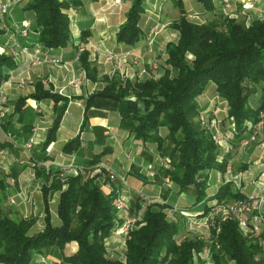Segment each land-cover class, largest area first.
<instances>
[{
    "label": "trees",
    "instance_id": "obj_1",
    "mask_svg": "<svg viewBox=\"0 0 264 264\" xmlns=\"http://www.w3.org/2000/svg\"><path fill=\"white\" fill-rule=\"evenodd\" d=\"M144 1L132 0L125 23L117 34V43L133 48L142 40L139 23ZM195 1L203 6L205 13L216 17L213 0ZM71 6H77L76 0H33L29 4L27 10L34 14L38 43L44 49H64L71 42L66 14ZM218 19L223 20L198 24L181 13L172 25L178 39L166 47L161 65L163 75L159 79L143 82L127 79L123 84L118 76L103 77L104 89L85 102L84 123L91 109L116 112L122 130L143 146L155 148L166 165L159 169L160 175L169 178L179 193L193 188L197 204L205 198L209 174L223 175L227 167V159L220 158L211 134L198 120L206 111L199 106V99L212 87L215 106L212 109L218 108L220 102L226 103V119L232 121L237 140L246 135L248 124H256L264 110V21H253L245 26L222 16ZM79 62L86 78L97 82L98 71L91 66L87 52L80 54ZM14 68L11 58L0 56V85L7 79L4 70ZM257 90L260 101L256 108H251L248 102ZM29 99L53 103L56 117L42 145L45 153L55 142L68 102L43 92L40 84H36L35 94ZM25 102L26 99L19 100L14 112L4 122L0 120V132L21 136L13 127L17 119L24 137L30 135L31 126L25 125L21 116ZM99 134L95 145L100 146L101 151L91 156L88 167L100 164L112 152L103 145L102 130ZM12 146V143L0 142V149L11 150ZM166 147L171 148L170 151H165ZM80 152V136L62 148L66 156H77ZM136 178L146 183L145 178ZM44 181V230L30 237L28 233L34 220L10 218L1 210L6 184L0 171V264H34L35 257L44 251L63 255L65 247L71 243L77 245V251L70 257L64 256V264H194L195 254L205 247L203 242L194 239L176 244L178 225L168 220L162 211L154 212L149 206L142 220L126 236L124 261H112L106 256L104 243L116 219L112 206L114 193L103 194L94 179H86L84 172L69 177L64 184L50 183L48 177ZM49 193H59L56 216L60 226L57 228L50 221ZM215 199L217 203L244 200L230 185L221 186ZM203 210L204 213L197 216L205 217L210 211L207 207ZM218 222L215 220L214 226ZM219 227L216 242L211 246L214 264H224V259L232 264H264V232L262 244L260 240L243 236L235 221H226ZM211 235L215 236L213 228Z\"/></svg>",
    "mask_w": 264,
    "mask_h": 264
},
{
    "label": "crops",
    "instance_id": "obj_2",
    "mask_svg": "<svg viewBox=\"0 0 264 264\" xmlns=\"http://www.w3.org/2000/svg\"><path fill=\"white\" fill-rule=\"evenodd\" d=\"M32 2L33 0H22L15 6L10 5L4 22H0V48L6 50L5 55L2 56L11 58L15 64L14 69L4 70L7 79L0 85L7 100L6 113L1 122H4L14 112V105L19 100L26 99L21 116L24 118L25 125L31 126L32 129L30 135L24 137L21 126L16 124L17 119H14L13 127L21 136L16 137L9 133L0 132L1 143L13 144L11 150L0 149V152H6V155L0 156V171L6 184L1 206L2 212L12 211L13 214L8 215L10 218L34 220L35 223L29 230L28 236L40 234L44 230L45 220L42 191L45 185L44 178L48 177L49 180L48 175L53 169L76 167L83 170L81 167H83L82 163H84L85 158H78L80 156L76 155L66 156L62 153V148L67 142L80 136L81 148L90 147V156L98 154L101 147L96 146L95 142L98 139L97 136L101 135L99 134L100 130H102V136L109 137L107 140L111 142H107L109 146H106L112 150L100 164L105 163L104 159H108L117 170L119 169L121 173L119 176L124 177L125 180L124 184L119 181L114 182L110 190L104 188L103 193L105 195L114 193L113 197H115L119 191L123 193L124 197L135 199L139 203L146 199L158 200V202L165 204L168 209L170 207L184 210L188 214L193 213L194 215L204 213V207L211 209L213 203L216 202L214 197H216L220 187L224 185V175L217 172L209 174L208 188L205 198L200 204L195 201L193 188V195L190 193L187 195L188 190L179 193L175 187L171 186V190H166L161 198L162 193L159 192L161 189L156 184L147 178H145L146 183L136 178V176L147 177L149 175L146 173L147 166H144L145 163H136V165L143 166L139 172L136 169V172L133 173L131 169H134L132 166L135 165L136 158L132 155L129 157L127 150H124L129 145L128 152L130 154L133 152L134 146H137L136 154L141 153L140 155L144 156L145 154L151 155V151L148 150H152V146H143L140 142L135 141L131 134L122 130L116 112L91 109L88 114V121L84 123L85 102L90 96L104 89V83L101 81L103 77L110 78L113 64L105 62L104 54L130 52L131 57L127 60L124 69L133 82L159 79L163 75V72H159L162 71L161 65L166 56V47L178 39V33L172 29L173 24L171 22L176 23L182 13L188 20L204 24L210 14L205 13L203 6L195 0H145L143 4L144 13L139 23L143 38L136 46L128 48L117 43V34L120 27L125 23L132 0H121L119 4L115 0H76L77 6H71L66 12L70 23L72 47L49 50L44 49L38 43V33L33 27L34 14L27 10ZM223 2L224 0H213L214 14H223ZM231 10L234 17L237 18V16L242 15L243 18L248 19V26L253 21L264 20V0H234ZM26 23L29 24V34L27 38L23 39L17 34L16 28H22ZM168 23L171 24V28H169L170 24ZM156 25L159 26V30L153 47L149 49L147 47L148 34L150 29ZM14 43L29 48L30 55L25 56L19 53L16 58H12L9 55V50L14 48ZM78 46L86 47L91 66L98 71L97 82L95 83L86 78L84 69L77 58ZM90 46L96 47L99 51L98 54L90 52ZM34 50H39L40 53L34 56ZM35 59H40L42 64L35 65ZM52 60L57 61V63L53 64ZM153 61H158L160 64V69L156 73L150 70V64ZM134 62L135 64H133ZM73 83L77 84L76 88L72 86ZM36 84L42 86L43 92H49L68 102L56 133L55 142L47 148L45 153L42 152V145L53 125L56 114L52 101L36 102L29 99L35 94ZM211 103H213V96L211 101H208L201 108L207 110ZM61 105L62 103L58 106ZM27 112H29L28 115L25 114ZM222 113L224 115L222 120L224 121H222L221 128L224 132L226 129L224 123L226 122L227 133L225 135H227L229 144H232V149L230 153L222 150L221 156L227 159V165H230L233 173H242V189L239 193L246 199L255 192L257 187L264 186V141L246 147L241 146L246 135L241 140L239 139L240 141L237 140L232 122L225 119V111ZM111 137L113 139H110ZM29 142H32V148L26 151L24 145ZM32 161L35 162L34 165H37L36 168L30 166ZM125 163L128 167L124 173L122 168L126 165ZM15 167H17L16 171L13 170ZM165 185L167 184L165 183ZM49 195L47 201L50 221L51 225L57 228L60 226L56 216L59 193H53L54 198L51 200L48 198ZM188 197L189 199H187ZM8 200H12L14 204H9ZM262 213L264 216V208ZM118 224L117 222L116 225L118 226ZM116 232L111 234L123 237L121 240L125 249V235H118L120 232ZM114 236L110 237L107 241L108 244L105 243V249L110 246V251H117L114 250L117 244L110 242V240L115 239ZM119 239L117 238V240ZM76 251L77 245L75 243L67 245L63 255L57 251H44L35 257L34 264H64L62 258L64 256L70 257Z\"/></svg>",
    "mask_w": 264,
    "mask_h": 264
},
{
    "label": "built area",
    "instance_id": "obj_3",
    "mask_svg": "<svg viewBox=\"0 0 264 264\" xmlns=\"http://www.w3.org/2000/svg\"><path fill=\"white\" fill-rule=\"evenodd\" d=\"M4 1V2H2ZM22 0H0V22H4V18L8 14V9L10 5H17ZM121 0H115L117 4L120 3ZM234 0H224L223 2V13L229 12L231 9V5L233 4ZM245 8V7H244ZM16 32L20 35L21 38H27L29 34V24L26 23L22 26V28H16ZM159 26H154L150 29L148 34V42L147 47L151 49L155 42V37L158 33ZM14 48L9 50V55L12 58H16L18 54H23L25 56H29V48L21 47L18 44H13ZM5 49L0 48V56L5 55ZM89 51L93 54H98V49L94 46L89 47ZM86 52L85 46H78L77 50V58L79 59L80 54ZM34 56H37L40 52L39 50H34ZM131 57V53L127 52L125 54H113L107 53L104 54L105 62L113 64L110 77L118 76L121 80V83H125L127 79H129L127 73L125 72L124 66L127 64V60ZM53 64H56L57 61L52 60ZM42 62L40 59H35V65H41ZM135 64V62L133 63ZM159 63L158 61H153L150 64V70L153 73L159 71ZM6 85V84H4ZM73 87H77L76 83L72 84ZM7 104L6 97L4 96L1 88H0V120H2L5 116V106ZM220 113L219 108H214L212 112V117L216 118L217 115ZM211 120L212 127L215 129V134L212 136V140L214 144L219 148H225L226 153L229 151V147L226 144L228 141L219 130L215 127L216 120ZM263 126H264V113L260 114L258 117V121L256 124H248L246 133V139L241 142V146L246 147L250 144H258L263 139ZM110 139H113L111 137ZM32 148V142H29L24 145V149L26 151ZM6 155L5 151L0 152V156ZM221 156L220 158H223ZM1 166V165H0ZM30 166L35 167L33 163ZM76 171L69 170V167L66 171L60 174L58 180L60 183L64 184L69 177H77L78 175L83 174V170L78 168H74ZM1 170V169H0ZM224 185H230L235 192H240L242 189V173H233L232 168L230 165H227L226 172L223 174ZM113 176L111 175V179ZM164 182L167 185H170L171 182L169 178L165 179ZM9 204H14L12 200H9ZM112 206L116 212V218L120 220V232L124 233L125 235L133 230L137 224V219L133 218L130 213V207L123 196L119 193H116L114 200L112 202ZM264 208V186L257 187L255 192L249 196L248 198L236 201L230 204L224 203H217L214 202L208 218L209 221H213L218 218L217 226H213V230L215 231V236L212 237V242L209 244H205L202 252L199 254H195L194 256V264H214L213 260V253H212V244L216 242L217 235L220 231V224L226 221H235L239 231L245 237H252L254 239L261 241V234L264 232V216L262 210ZM197 217V216H194ZM181 240H176V244L181 243Z\"/></svg>",
    "mask_w": 264,
    "mask_h": 264
},
{
    "label": "rangeland",
    "instance_id": "obj_4",
    "mask_svg": "<svg viewBox=\"0 0 264 264\" xmlns=\"http://www.w3.org/2000/svg\"><path fill=\"white\" fill-rule=\"evenodd\" d=\"M231 10V9H230ZM232 14V10L229 11V12H226V14H220V15H216V17L212 16L211 14L208 15V18H207V22H218L220 23L223 19H218V17L222 16L223 18H227V19H232V20H235L236 22L240 23V24H243L245 26H248V19L246 18H243L242 15L240 16H237L234 17ZM264 21V20H262ZM170 24V23H168ZM171 24H174L173 22H171ZM171 24L169 25V28H171ZM67 47H72L71 46V42H69L67 44ZM188 59L190 60L191 57L188 56ZM126 72V71H125ZM163 72V69L162 71H160L159 73ZM173 75L175 73H172ZM128 75V74H127ZM129 76V75H128ZM129 79H131L130 77H128ZM207 94V95H206ZM212 87H209L205 94L199 99V106L200 107H204V105L206 103H208V101L210 102L211 99H212ZM259 101H260V92L257 90L256 93L249 99V106L251 108H256L259 104ZM214 102V101H213ZM214 106L213 103H211L209 105V107L207 108V110L203 113H201L200 117H199V122L201 123V127L206 129L210 134H211V137L215 134V129L212 127V124H211V120L214 118L212 117V112L214 111V109H212ZM220 110V113L217 115L216 118H214L216 120V124H215V127L219 130V132L225 137L227 138V135H225V133H227V123L225 122L224 123V127L226 126V129L225 131L223 132L222 131V128H221V124H222V118L224 117L222 111H225L226 113V110H227V105L226 103H222L220 102L217 106ZM7 107H5L6 109ZM225 109V110H224ZM28 111V110H27ZM206 113V114H204ZM263 113H264V110H263ZM26 115L29 114V112L25 113ZM226 119V118H225ZM227 120V119H226ZM231 121V120H230ZM232 122V121H231ZM226 124V125H225ZM233 124V123H232ZM233 129H234V125H233ZM58 140L60 138H57ZM102 139H103V145H107L109 146V144L107 142H111V141H108L107 139H109L108 136H102ZM264 141V138L259 142H263ZM233 142V141H231ZM226 144L228 145L229 147V151L227 153H230L231 149H232V144H229V142L227 141ZM167 146V145H166ZM127 148V149H126ZM126 148L124 150H127V154L129 155H132V157H135L136 158V162H135V165L132 166L134 169L131 171L136 172V169L138 170H141V166L143 165H136V163H139V162H144L145 165L144 166H147L146 170H147V174H149L147 177H143V178H147L150 182L156 184L161 190L159 192H161V198L163 196V193L166 191V190H171V186L172 185H165L164 183V180L166 178H163L160 173H159V169L160 168H163L165 167V163L159 159L158 157V153L157 151L155 150L154 147H152V150H148V151H151V155H147L145 154L144 156L143 155H137L136 154V151L138 149L137 146H134L133 148V152H131L129 154L128 152V149H129V145L126 146ZM151 148V147H150ZM220 151V156L222 154V150L225 151V148H219L217 147ZM91 148L88 147V146H85L83 149H82V152H80L77 156H80L78 158H82L84 157L85 161L83 164V167H81V169H83V172H84V176L87 178H90V179H94V181L96 182V184L98 185V187L101 189V191L103 192V189H107V190H110V188L112 189V184H114V182H122V184H124V177H120L119 175H121L119 169L117 170L116 167H114L112 165V163L109 162L108 159H104V162L105 163H102V164H98V165H95V166H92V167H88L87 164L91 158L90 156V153H91ZM165 149V148H164ZM171 149V148H170ZM170 149H168V147H166L165 151H170ZM31 150V149H30ZM132 150V149H131ZM226 152V151H225ZM225 154V153H224ZM106 157V156H105ZM104 157V158H105ZM36 159V158H35ZM32 163H35L32 161ZM126 164V163H125ZM35 166H37L35 164ZM127 164L123 166L122 168V171L125 173L126 169H127ZM16 168H13L14 171H16ZM36 168V167H35ZM74 168L76 167H69V170H72V171H76ZM68 168L66 169H53V171H51L49 173V182L52 183L53 181L56 183H60L58 178L60 176V174H62L64 171H66ZM111 175L113 176V178L111 179ZM145 181H147L145 179ZM62 184V183H61ZM105 192V191H104ZM118 193L124 197L123 193L119 192ZM187 195L188 193L192 194L193 195V191H192V188L188 189V191L186 192ZM49 199H53V193H49ZM104 194V193H103ZM153 195V194H152ZM171 195V194H170ZM153 197H155L153 195ZM125 200L127 201L129 207H130V213H131V216L135 219H137L138 222H140L142 220V217H143V214L144 212L147 210V208L149 206L153 207V211L156 212V211H162L166 218L170 221H172L173 223H176L178 225V228H179V234L176 238V240H185V239H188V240H191V239H194V240H199L201 242H203L204 244H209L212 242V235H211V231H212V228L215 224V220H217L218 218H216L215 220L213 221H209V218H208V215L209 213L205 216V217H202V216H197V215H194L193 213H189L184 211V210H177L175 208H170L169 209L167 208V206H165V204H163L162 202H158V200H154V201H150L148 199L146 200H142V202H137V200L135 199H130L129 197L125 196L124 197ZM144 199V198H143ZM189 199V197L187 198ZM214 200H215V197H214ZM9 203V200L7 201ZM224 204H230L231 202H223ZM170 204V203H169ZM171 205V204H170ZM210 212V211H209ZM4 213V212H3ZM12 213V211H5V215L8 216ZM13 214V213H12ZM116 216V215H115ZM194 216H197V217H194ZM119 223L118 226L116 225V223ZM137 222V223H138ZM121 221L119 220L118 221V218L115 219L114 221V227L111 231V233H118L120 232V226H121ZM75 225V223H74ZM130 232V231H129ZM128 232V233H129ZM110 233L108 239L105 240V243L108 244L109 242V239L111 236H114ZM127 233V234H128ZM127 234L125 235L124 233L120 232L118 233V235H125V237L127 236ZM113 238H115L114 240H110L111 244H117L114 248V250H117V251H110V246L107 247L106 249V256L108 259L112 260V261H121L123 262L124 261V258H125V249H124V245L122 243V240L121 236H114ZM117 238H120L119 240H117ZM126 239V238H125ZM116 240V241H115ZM120 241V242H118ZM114 242V243H112ZM115 242H118V243H115ZM104 243V245H105ZM122 246V247H121ZM113 252V253H112ZM224 264H232V263H228L226 262V259H224L223 261Z\"/></svg>",
    "mask_w": 264,
    "mask_h": 264
}]
</instances>
